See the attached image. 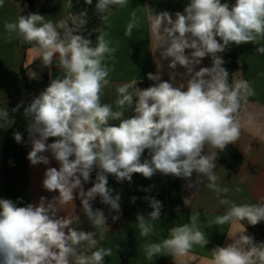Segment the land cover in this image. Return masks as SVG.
<instances>
[{
  "label": "clouds",
  "instance_id": "9594fccd",
  "mask_svg": "<svg viewBox=\"0 0 264 264\" xmlns=\"http://www.w3.org/2000/svg\"><path fill=\"white\" fill-rule=\"evenodd\" d=\"M4 2L0 0V7ZM85 2L91 5L93 0ZM126 2L97 0L96 11L103 18L110 6ZM85 17L86 11L72 15V26L64 27L63 32L40 14L5 22L9 37L15 34L33 44L43 67L50 68L57 61L62 75L51 79L27 106L21 101L11 110L15 113L23 107L30 120L26 131L32 145L27 157L31 164H49L45 152L59 163L58 170L47 168L42 181L46 190L57 191L58 196L51 200L41 196L38 204L26 206L0 199V264H102L112 249L97 247V232L78 230L74 226L78 216L57 214L68 204L74 205L78 194L91 225L95 229L105 226L107 217L103 210H94L91 201L99 196L110 212L119 213L120 196H113L107 186L109 174L117 181L131 182L133 174L150 179L159 172L190 180L196 173L195 184L189 183V188L201 184L204 177L217 196L228 192L217 184L213 150L222 152L237 142L242 101L254 95V90L247 81L229 82L219 54L232 44L264 38V0H235L231 5L222 0H188L174 19L167 11L149 17L160 60H169V79H162L163 65L157 60L156 74H147L155 82L152 86L142 90L136 80L118 86L115 111L101 103V92L110 83L107 55L116 49L109 47L103 29L96 30L100 34L95 47L90 39L76 34L87 23ZM133 27L130 22L125 36L132 35ZM256 51L264 54V47ZM205 57H211V66L196 70ZM178 67L185 71L176 72ZM126 110L134 114L122 118ZM0 117L7 119L8 110H0ZM114 120L119 124L109 123ZM13 137L22 142L19 131ZM49 138L54 141L47 143ZM145 150L150 158L142 160ZM95 169H99L95 181L85 190ZM220 203L230 206L208 227L244 220L255 226L264 221V202L236 205L224 198ZM150 207L149 218L159 220L161 202L151 198ZM137 223L142 236L152 231L143 215L137 216ZM244 233L245 228L236 235L229 233L232 242L217 246L210 264H264V244H256ZM207 243L205 232L196 227V218L190 217V223L170 229V238L146 245V258L168 253L183 256L194 244Z\"/></svg>",
  "mask_w": 264,
  "mask_h": 264
},
{
  "label": "crops",
  "instance_id": "0c3cea01",
  "mask_svg": "<svg viewBox=\"0 0 264 264\" xmlns=\"http://www.w3.org/2000/svg\"><path fill=\"white\" fill-rule=\"evenodd\" d=\"M41 3L40 15L46 21H51L61 32L64 27H71L72 15H79L86 11L87 23L80 29L78 34L90 39L96 45V39L100 34L97 29H103V35L109 47L116 51L107 55L106 63L111 69L108 79L109 85L101 92V103L109 104L113 110H118L115 101L118 97L117 88L132 80L138 81L145 89L155 82L148 79L147 74L157 72V60H160V50L157 49V40L151 30L149 17L167 11L175 18L176 12H183L188 0H127L123 6H110L103 15L96 11L97 0L89 5L85 0H39ZM228 2L230 0H222ZM28 7L17 0H5L4 6L0 7V110L7 109L9 117H0V127L9 128L15 122L17 112H12L18 103L29 96V91L19 80L18 64L21 54H24V65L30 67L40 54L34 47L26 48V43L15 34L9 37L5 29V22H13L20 15L26 16ZM133 15L135 20H133ZM133 22L131 36H125L127 25ZM219 39V38H217ZM264 47V38L255 43L241 45L232 44L226 53L219 55L225 61L223 67L229 72V82L247 81L254 90V95L242 101L240 110L241 135L233 147L243 158L238 171H233L224 164L216 163L214 169L217 184L220 188H227V193L217 196L216 192L207 187L206 178L201 177L202 183L189 188L188 184H195L197 174L193 173L190 180L177 178L172 175H163L157 172L150 179L141 174H133L131 182L117 181L115 176L108 175L109 188L112 195H119L120 201L127 207L126 216L119 215L120 223L112 225L109 220L106 225L95 229L86 215L82 212V206L78 194L73 204H68L65 211H60L58 216H78L76 225L78 230L96 231L100 243L97 247L111 248L112 255L105 257L102 264H210L212 251L217 247H224L232 241L228 234L236 235L245 228V235L257 241L248 229L247 220L223 225L207 224L213 222L218 215H223L230 205H222L221 199H228L236 205L256 204L264 202V54H259L256 48ZM190 50H186V53ZM233 53L238 54L241 63L238 67L228 70V64ZM163 65L161 70L162 79H169L170 69L167 67L169 60H160ZM211 57H205L199 67H210ZM182 73L185 70L178 67L176 70ZM30 74L35 71L30 68ZM51 79L62 75L57 61L49 68ZM177 81L180 77L177 76ZM45 90V89H44ZM44 90L38 92V96ZM134 113L131 110L124 111L122 118H128ZM110 124L118 125L119 121H110ZM47 143H52L49 138ZM6 138L0 135V199L4 197L5 189V150ZM32 145L29 140L28 153ZM213 151L217 152V149ZM43 155L49 158V164L32 165L29 162L30 178V203L36 205L40 197L51 200L58 196L57 191H48L43 187L44 174L49 167L59 169V163L52 158L50 152ZM149 151L145 150L142 160L149 159ZM99 171V169H97ZM133 197L136 199L133 201ZM146 197L148 199H146ZM155 198L161 202V214L159 220H151L149 213L150 199ZM186 200V203H185ZM93 209H100L98 204L91 201ZM102 210V209H101ZM104 212V211H103ZM143 215L151 226L152 231L147 236L140 234L137 216ZM190 217L196 218V227L205 232L208 243L205 246L194 244L187 255L174 256L170 253L146 258L145 246L152 243H162L170 238V229L190 223ZM110 219V218H109ZM95 249H93L94 251ZM91 253H89L90 255Z\"/></svg>",
  "mask_w": 264,
  "mask_h": 264
},
{
  "label": "trees",
  "instance_id": "16d2710c",
  "mask_svg": "<svg viewBox=\"0 0 264 264\" xmlns=\"http://www.w3.org/2000/svg\"><path fill=\"white\" fill-rule=\"evenodd\" d=\"M23 5L28 7L26 11V16L29 14H40L41 3L39 0H17ZM235 3V0H230V5ZM78 34V33H76ZM26 48L34 47L33 44L26 42ZM92 47L96 45L92 43ZM227 51V50H226ZM225 51V53H226ZM24 54H21L18 69H19V80L21 84L29 91V96L23 99L24 106L32 101L34 97L38 96L40 90H44L49 86L50 75L49 67L42 66V59L36 60L30 67L24 65ZM241 59L238 54L233 53L231 60L228 64V70L231 71L232 68H236L240 65ZM30 68L35 71V75L30 74ZM167 80V79H164ZM142 85V84H141ZM29 118L25 117L23 112V107L17 112L15 122L9 128L0 127V135L5 136L7 144L5 150V189L3 199H11L13 202L17 203V206H26L30 203V178H29V162H28V145L29 136L26 131L29 124ZM19 131L22 134V142L17 143L13 137V133ZM54 141V138H50ZM217 161L216 163H221L231 168L233 171H238L242 165L243 158L238 153V151L229 145L224 151L217 149ZM95 169L91 173V181L84 185L85 190L92 186L95 181L96 172ZM109 187V183L107 185ZM99 208L104 211L107 221L112 215L122 214L126 216L128 214L127 207L120 203L119 213L110 212V206L97 203ZM250 232L254 235L255 239L262 244H264V221L258 223L257 225L248 226Z\"/></svg>",
  "mask_w": 264,
  "mask_h": 264
},
{
  "label": "built area",
  "instance_id": "2783aa9c",
  "mask_svg": "<svg viewBox=\"0 0 264 264\" xmlns=\"http://www.w3.org/2000/svg\"><path fill=\"white\" fill-rule=\"evenodd\" d=\"M137 87H139V88L142 89V90L145 89V86H143V85H140V86H137ZM94 202H95V203H98V202L101 203V202H100V197L97 196V198L94 200ZM112 216H115V215H112ZM112 216H111L110 219H109V223L112 224V225H118V224L120 223V219H117V220L114 221V220L112 219ZM118 216H119V215H118ZM119 217H120V216H119Z\"/></svg>",
  "mask_w": 264,
  "mask_h": 264
}]
</instances>
